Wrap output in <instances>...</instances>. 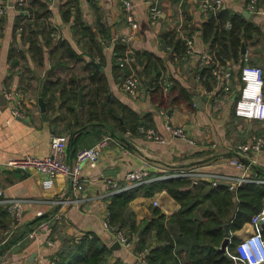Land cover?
I'll list each match as a JSON object with an SVG mask.
<instances>
[{
    "label": "crops",
    "instance_id": "crops-1",
    "mask_svg": "<svg viewBox=\"0 0 264 264\" xmlns=\"http://www.w3.org/2000/svg\"><path fill=\"white\" fill-rule=\"evenodd\" d=\"M8 5L7 11L0 16V89L8 86L21 90L28 116L15 117L7 103L0 106V180L6 196L25 200V214L20 230L35 220L40 212L51 214L61 213L63 218L56 222L58 231L42 233L35 238L28 234L17 243L0 254V264H51L58 253L64 237L76 240L86 234H95L103 239L111 248L116 242L115 235L105 226V213L109 200H99L98 196L107 190V179L123 180L125 175L136 168L148 170L153 181L159 179L166 171H176L191 167L231 177L240 176V171L230 164L232 150L238 143H249L255 136H264V121L241 118L235 114L236 101L223 95V83L211 80L207 86L199 78L203 67L202 55L211 51L202 34L203 25L208 21L210 13L203 9V0H160L162 16L152 21L149 13L151 0H131L135 3V32L127 23L121 0H79L81 19L95 34L92 39L78 33L74 22L63 17L62 7L68 0H51L49 7L52 18L51 24L58 29L57 33L71 44L80 55L79 59L68 55L67 48L56 50L60 40H53L50 47L42 36L39 44L44 47L43 57L33 55L29 33L19 32L22 21L17 9L18 0H3ZM34 0H28L35 13L41 11V6ZM223 9L234 13L248 10L249 0H222ZM264 8V0H259ZM249 11V10H248ZM250 12V11H249ZM34 16V13H33ZM263 29V34L251 40L247 47V58L250 63H259L264 68V14L251 13L246 18ZM41 22V20H38ZM42 30V29H41ZM40 30V31H41ZM178 36L190 34L193 38V52L184 54L165 50L162 38L171 31ZM134 34L126 44L136 52H151L165 61L164 74L172 82L167 98H179L184 89L191 94V100H180L168 108L156 103L149 92L150 84L145 75H140L138 68L134 70L144 79L142 95L134 98L121 87L125 70L117 60L116 44L122 38ZM93 56V58L91 57ZM96 61L97 71L104 74L108 80L110 95L129 106L145 120H153L157 131L163 134L167 142L157 143L144 135L126 136L131 142L128 146L118 138L108 135V129L81 128L72 141V130L69 128L70 143L68 160L73 162L79 150L93 147L105 137H110L109 143L102 149L101 158L97 165L85 164L83 169L84 188L75 191L70 179L65 175L56 177L53 186L46 187V176L36 170L21 171L7 169L4 164L16 157L26 154L45 157L50 150L51 137L55 134L68 132V123L74 120L65 107H62L61 92L52 97L45 87L49 82L68 81L77 76L80 85L90 84L92 70L87 63ZM233 93L241 92L242 61L232 63ZM142 76V77H141ZM152 80V79H151ZM153 81V80H152ZM148 85V86H147ZM81 87V86H80ZM83 88V87H82ZM44 89V100L47 112L41 110L39 104L40 91ZM84 89V88H83ZM80 90V89H79ZM84 91L83 105L87 89ZM236 94V95H237ZM198 99V101L196 100ZM235 101V104H234ZM79 105V104H78ZM82 105V106H83ZM79 108H82L79 106ZM82 117V112L79 111ZM83 119V118H82ZM143 122V121H142ZM183 129L187 138L175 137L167 130L166 124ZM83 123V122H81ZM249 159L257 162V167L264 171V151L249 153ZM252 176L257 173L252 169ZM57 200H65L63 204ZM158 202L156 205L155 202ZM138 222L145 224L153 219V210L160 208L167 217L178 213L181 205L165 190L156 191L149 196L142 188L138 190L136 199L131 202ZM52 227V229H53ZM254 228L247 223L237 232L241 238L253 234ZM16 230L12 232V235ZM52 241L53 245L48 242ZM240 242V241H239ZM238 242V243H239ZM145 254L128 251L121 246L113 250V260H122L124 264H140Z\"/></svg>",
    "mask_w": 264,
    "mask_h": 264
},
{
    "label": "trees",
    "instance_id": "trees-1",
    "mask_svg": "<svg viewBox=\"0 0 264 264\" xmlns=\"http://www.w3.org/2000/svg\"><path fill=\"white\" fill-rule=\"evenodd\" d=\"M33 2L41 6L42 13L40 10L38 14L35 13L30 4L34 16L27 18L22 14L19 28H24L23 34H30L28 38L31 40V51L33 55L41 58L44 55V47L39 44V37L42 36L46 41L45 46L50 47L58 29L51 24L47 26L52 18L49 7L51 0H34ZM78 2L79 0H68L62 7L63 17L74 22L78 33L94 39L95 34L81 19ZM228 22L231 23L230 28H226ZM202 34L204 40L210 44L217 62L227 64L242 61L243 67L245 64L242 54L243 41L248 47L249 41L263 34V29L246 19L244 14L221 8L217 12L210 13L208 21L203 25ZM188 35L191 37L190 34ZM162 46L165 50L168 46L172 47V51L177 54L186 52V42L173 30L162 38ZM65 48L68 50V55L76 59L80 58L68 41L60 40L56 50ZM127 48L128 46L122 42L116 44L118 64L119 57ZM134 59V67L138 68L140 75H145L150 84L149 92L156 103L168 108L171 104L179 103L180 100H191V94L186 89L182 91L179 98L165 97L161 86V78L165 70L164 59L147 51L136 52ZM87 64L92 70L88 87L86 84L80 85L77 76H72L64 82L60 79L49 82L45 87V95L47 96L48 92L52 95L47 98L49 103L55 99L54 93L61 92L62 107L67 109L71 118L67 120L75 121L74 124L69 122L67 125L68 132L69 128L73 131L72 136L84 126L91 128L95 124L107 125L109 130L106 131L113 138H117V134L125 138L139 136L143 135L141 128H153V120H148L149 117L143 120L137 112L110 95L106 76L97 71L91 62ZM124 70L123 79L131 73L129 69ZM200 75H207L204 81L207 86L211 80H215L212 68H203ZM152 77H155L153 81ZM144 81L142 79V82ZM80 86L85 91L87 89L82 108L78 105ZM79 111L82 112L83 123L80 122ZM126 140L122 142L129 146L131 142L127 138ZM253 170L257 173L256 177L264 178V171L259 167ZM141 188L149 196H153L156 191L165 190L181 205L179 212L171 217H167L160 208H155L153 219L143 224L138 222L137 215L131 207V202L136 199L139 189L127 190L112 197L108 205L110 223L127 229L130 235H136L135 252L144 253L149 264H235L229 254L220 250L226 237L227 224L230 226L232 238L228 253L234 254L237 243L240 241L237 232L251 221L255 213L264 208V184L245 183L235 193L225 184L213 186L208 181L201 180L195 183L190 178H170L147 183ZM50 217L51 214L38 216L23 230H16L14 235H8L12 218L0 205V254ZM52 230L53 233L58 231L56 225ZM112 260L113 250L101 237L90 233L79 240L64 237L54 258L55 264H111ZM113 264L124 263L118 259Z\"/></svg>",
    "mask_w": 264,
    "mask_h": 264
},
{
    "label": "built area",
    "instance_id": "built-area-1",
    "mask_svg": "<svg viewBox=\"0 0 264 264\" xmlns=\"http://www.w3.org/2000/svg\"><path fill=\"white\" fill-rule=\"evenodd\" d=\"M121 1L125 11L126 21L132 26L133 32H135L134 29L136 24L134 12L136 5L131 0ZM17 5V9L21 15H25L27 18L33 17V12L30 9L28 0H18ZM202 5L204 11L207 13L217 12L222 8L223 2L222 0H203ZM7 8L8 5L4 3L3 0H0V16L6 13ZM248 10L251 13L264 14V8L260 6L259 0H249ZM149 13L153 22L161 18L162 8L160 6V0H151L149 4ZM230 27L231 23L228 22L226 28ZM23 30V27L19 28V32H23ZM54 36L56 40H61L63 38L58 33ZM133 36L134 34L131 33L122 38V43L129 44ZM179 37L186 42V52L188 54L192 53L193 38L186 34H182ZM167 50H172V47L168 46ZM246 54L244 55L245 64L241 68V80L243 86L241 92L236 96L232 91L233 85L230 62L227 64H221L215 60L212 51H208L202 55L201 66L203 68H212L215 78L223 83V95L236 99L235 112L237 116L264 121V68L250 63ZM134 62V50L128 46L124 54L119 57V65L122 69H129L131 73L125 76L121 87L127 94L134 98H139L142 95L143 82L134 70ZM199 78L205 81L207 75H200ZM161 86L164 94L167 95L170 93L172 82L165 74L162 75ZM1 94L5 96L7 104L10 105L15 117L24 118L28 116L29 111L24 103L21 90L4 86L2 90L0 89V95ZM166 128L175 137H188L183 129L174 128L170 122L166 124ZM141 132L145 137L157 143L167 142L166 137L155 128H141ZM109 140L110 137H105L93 147L79 150L76 158L71 163L68 160L70 136L68 133H58L51 137L50 150L47 156L39 157L26 154L8 160L4 166L11 170H36L46 176L44 181L46 187L53 186L57 176L65 175L71 180L72 187L77 192L84 188L83 169L85 164L97 165L101 158L102 149L107 146ZM232 151L243 157H247L249 153L252 152L258 153L264 151V136H255L249 143H238V145L236 144V146H234ZM250 160L252 163L257 164L256 160ZM230 164L240 171V176L231 177L208 173L193 166L191 168L176 171H166L159 179L190 178L195 183L202 180L212 183L213 186L225 184L235 193L238 188L245 183L264 184V178L252 176L250 174L252 170L251 165L246 164L239 157L232 156ZM153 180L154 178L148 170L145 168H136L129 171L123 180L113 178L107 179V190L100 194L98 198L99 200H111L113 196L119 193L127 190L140 189L141 186L150 183ZM64 201L65 200H57L56 203L61 205ZM155 204L157 205L158 202L156 201ZM0 205L12 218V225L7 232L8 235H11L14 230H17L23 221L25 214V200L21 198L7 197L0 180ZM44 214V212H40L39 216H43ZM62 218L63 215L61 213H56L49 219L42 221L28 235L31 238H35L42 233H48L52 231L53 225ZM250 224L254 228L253 234L243 237L240 240L236 246V252L234 254L229 253L231 258L235 261V264H264V208L252 216ZM105 226L115 235L116 241H118L123 248L136 253V235H130L127 229L111 224L109 208H107L105 213ZM48 244L53 245V242L49 241ZM51 264H55V262H52ZM140 264H149L145 255L141 258Z\"/></svg>",
    "mask_w": 264,
    "mask_h": 264
},
{
    "label": "water",
    "instance_id": "water-1",
    "mask_svg": "<svg viewBox=\"0 0 264 264\" xmlns=\"http://www.w3.org/2000/svg\"><path fill=\"white\" fill-rule=\"evenodd\" d=\"M243 14H244V16L246 18H250L251 17V12H249L248 10H246L245 12H243ZM246 53H247V45H246V42L243 41V44H242V54L245 55ZM92 64L95 65V66H98L96 61H92ZM154 79H155V77H152V80H154ZM83 97H84V91H83V88L81 87L80 90H79V106L80 107H82V105H83ZM196 100L198 101V99H196ZM0 102L1 103H3V102L4 103H7V100H6V98H5V96L3 94L0 95ZM39 104L41 106L42 112L46 113L47 112V103L44 100V89H42L40 91ZM80 122H83V119H82L81 115H80ZM99 127H102V128H105V129H108L109 130V127L107 125H104V124H95V125L92 126V128H99ZM86 129H88V127L87 126H84V128L82 129V131H84ZM125 130H127L126 127H125ZM76 134L77 133H75L73 135L72 141H74V137H75ZM116 136L121 141H124V142L127 141L126 138L124 136L120 135V134H117ZM232 156L239 157L243 162H245L246 164L251 165V168H253V169L254 168H257V164L252 163V161L249 158H247V157H243L240 154H237L235 152H232ZM70 183H71V186H72L71 180H70ZM231 240H232V238H231L230 226H229V224H227V226H226V237H225V239H224V241H223V243H222V245L220 247V250L223 251L224 253L229 254L228 253V246L231 243ZM111 249L112 250H119V249H121V244L118 241H116L111 246Z\"/></svg>",
    "mask_w": 264,
    "mask_h": 264
},
{
    "label": "rangeland",
    "instance_id": "rangeland-1",
    "mask_svg": "<svg viewBox=\"0 0 264 264\" xmlns=\"http://www.w3.org/2000/svg\"><path fill=\"white\" fill-rule=\"evenodd\" d=\"M253 65H258V66H261V64H259V63H252ZM261 67H263V66H261ZM236 94H237V92L235 91L234 92V95L236 96ZM239 94V93H238ZM237 94V95H238ZM233 100H235L236 101V99L235 98H233ZM235 101H234V104H235ZM235 110V109H234ZM62 130V133H65V131H64V129H61ZM67 133H69V132H67ZM238 238L240 239L241 238V236L240 235H238ZM238 244V243H237Z\"/></svg>",
    "mask_w": 264,
    "mask_h": 264
}]
</instances>
